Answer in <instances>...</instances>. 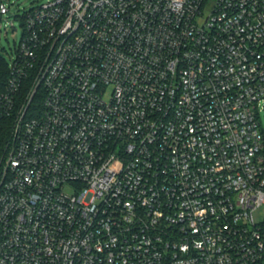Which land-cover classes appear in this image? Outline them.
<instances>
[{
    "label": "built area",
    "instance_id": "built-area-1",
    "mask_svg": "<svg viewBox=\"0 0 264 264\" xmlns=\"http://www.w3.org/2000/svg\"><path fill=\"white\" fill-rule=\"evenodd\" d=\"M8 69L0 264H264V0H47Z\"/></svg>",
    "mask_w": 264,
    "mask_h": 264
},
{
    "label": "rangeland",
    "instance_id": "rangeland-1",
    "mask_svg": "<svg viewBox=\"0 0 264 264\" xmlns=\"http://www.w3.org/2000/svg\"><path fill=\"white\" fill-rule=\"evenodd\" d=\"M47 0H6L9 7L2 20L0 19V55L6 64H10L16 55V50L24 34V17L33 8ZM13 24V25H12ZM29 86H25L23 94H28ZM113 88H109L105 99L109 101ZM262 126L264 128V113L262 114ZM257 221L263 220L264 207L257 209L254 213Z\"/></svg>",
    "mask_w": 264,
    "mask_h": 264
},
{
    "label": "trees",
    "instance_id": "trees-1",
    "mask_svg": "<svg viewBox=\"0 0 264 264\" xmlns=\"http://www.w3.org/2000/svg\"><path fill=\"white\" fill-rule=\"evenodd\" d=\"M8 77V64L5 63L4 59L0 55V93L4 90ZM26 85L30 87V82L28 81L25 86ZM13 124V118H9V120H4L0 122V151L5 147L8 139H10Z\"/></svg>",
    "mask_w": 264,
    "mask_h": 264
}]
</instances>
